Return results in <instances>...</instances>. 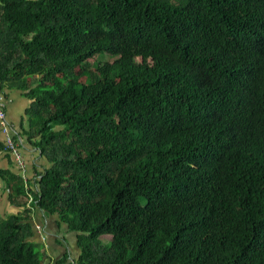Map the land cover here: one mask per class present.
Listing matches in <instances>:
<instances>
[{
  "label": "trees",
  "instance_id": "obj_1",
  "mask_svg": "<svg viewBox=\"0 0 264 264\" xmlns=\"http://www.w3.org/2000/svg\"><path fill=\"white\" fill-rule=\"evenodd\" d=\"M0 88L51 164L11 199L76 236L55 264H264V0H0ZM23 207L0 264L45 262Z\"/></svg>",
  "mask_w": 264,
  "mask_h": 264
},
{
  "label": "crops",
  "instance_id": "obj_2",
  "mask_svg": "<svg viewBox=\"0 0 264 264\" xmlns=\"http://www.w3.org/2000/svg\"><path fill=\"white\" fill-rule=\"evenodd\" d=\"M0 103L5 107L8 132L16 139L20 154V157L16 156L7 147L5 150L0 149V214L6 215L21 211L24 208V203L26 206H31L27 204L30 199L18 198L16 201L11 199L1 172L10 171L21 176L31 197L33 192L38 190V178L51 167V164L35 145L39 136H32L33 132L37 130L35 119L30 115L33 100L24 91L0 88ZM0 130L1 140L5 143V133L1 126ZM19 159L22 161V166L19 164ZM31 208V239L35 243L43 245L44 264H55L56 260L67 254L76 258L79 249L75 234L68 231L65 225L59 223L56 216L46 214L38 208ZM48 223L51 225H47ZM73 253L75 254L73 255ZM68 258L70 259V257Z\"/></svg>",
  "mask_w": 264,
  "mask_h": 264
},
{
  "label": "built area",
  "instance_id": "obj_3",
  "mask_svg": "<svg viewBox=\"0 0 264 264\" xmlns=\"http://www.w3.org/2000/svg\"><path fill=\"white\" fill-rule=\"evenodd\" d=\"M0 126L2 130L4 131L5 135V144L7 148L12 151L16 156L20 157L19 154V147L17 143L14 141V137L10 135L8 132V125L6 121V112L4 110L3 104L0 103ZM19 164L22 166V161L19 159Z\"/></svg>",
  "mask_w": 264,
  "mask_h": 264
},
{
  "label": "rangeland",
  "instance_id": "obj_4",
  "mask_svg": "<svg viewBox=\"0 0 264 264\" xmlns=\"http://www.w3.org/2000/svg\"><path fill=\"white\" fill-rule=\"evenodd\" d=\"M100 59L102 60L103 59V57H102V55L100 56ZM83 74H85V73H83ZM78 79L80 80V82L81 83H87V78L86 77H84V78H82V76H78ZM47 225H51V223H48ZM52 232V234H53V230L51 231ZM107 240H108V238H104V239H101V242L103 243V244H105V243H107ZM37 244V243H36ZM77 244V243H76ZM37 250H38V252L39 253H41L42 255H43V253H44V248H43V245H41V244H37ZM75 253H73V255H74ZM71 255V254H70ZM40 257L42 258V256L40 255ZM72 257L73 256H71L70 257V261L72 260ZM75 257V256H74Z\"/></svg>",
  "mask_w": 264,
  "mask_h": 264
}]
</instances>
